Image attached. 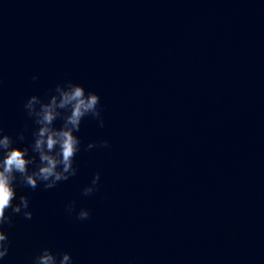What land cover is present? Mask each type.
<instances>
[{
    "label": "water",
    "instance_id": "obj_1",
    "mask_svg": "<svg viewBox=\"0 0 264 264\" xmlns=\"http://www.w3.org/2000/svg\"><path fill=\"white\" fill-rule=\"evenodd\" d=\"M68 81L99 95L103 127L82 120L75 176L16 188L33 217L4 226L0 264L45 248L73 264H264V0H0L15 146L32 141L27 100Z\"/></svg>",
    "mask_w": 264,
    "mask_h": 264
},
{
    "label": "clouds",
    "instance_id": "obj_2",
    "mask_svg": "<svg viewBox=\"0 0 264 264\" xmlns=\"http://www.w3.org/2000/svg\"><path fill=\"white\" fill-rule=\"evenodd\" d=\"M35 80L36 77H33ZM54 94H48L47 99L31 96L24 104L27 116L33 121L31 143L23 149L15 146L16 141L4 134L0 127V260L9 252L10 244L4 226L13 225V216L22 215L31 220L33 213L29 210V198L20 195L18 202L16 188L37 189L41 185L45 190L55 188L58 183L69 180L77 174L73 166L76 154L80 151V139L76 135L80 131L81 122L85 117L101 119L100 97L94 92L85 91L81 85L71 81L57 85ZM60 121V126L56 122ZM17 139L24 141L23 132ZM97 145L89 143L87 150ZM100 147H108L103 141ZM100 174L96 173L90 186L83 189V195L89 196L96 190ZM11 213L6 215L8 210ZM69 213L75 212V201L66 206ZM88 210L81 209L77 213L78 220H87ZM32 264H73L69 253H53L43 249L36 255Z\"/></svg>",
    "mask_w": 264,
    "mask_h": 264
}]
</instances>
